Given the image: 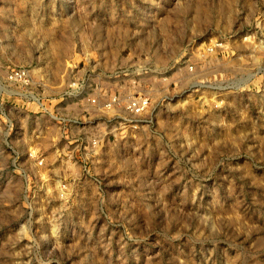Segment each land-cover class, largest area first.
<instances>
[{"label": "rangeland", "instance_id": "374dc122", "mask_svg": "<svg viewBox=\"0 0 264 264\" xmlns=\"http://www.w3.org/2000/svg\"><path fill=\"white\" fill-rule=\"evenodd\" d=\"M139 68L149 123L65 128ZM0 264H264V0H0Z\"/></svg>", "mask_w": 264, "mask_h": 264}, {"label": "built area", "instance_id": "2783aa9c", "mask_svg": "<svg viewBox=\"0 0 264 264\" xmlns=\"http://www.w3.org/2000/svg\"><path fill=\"white\" fill-rule=\"evenodd\" d=\"M213 49L214 47L212 46L207 48L206 51L211 53L214 51ZM188 69L192 72L193 66H189ZM141 71H143L142 68H139L134 72L135 74L131 75L128 88H126V86L115 85L112 91H108L99 86L96 92L91 95L81 89L71 90L66 93L67 101H71L72 104H82V111L87 113V116L84 122L80 121L75 115L68 116L64 119L60 118L62 121H67V127L65 128L70 126L84 127L82 124H92L93 121H96V118H99L101 120L103 119V122H97V124H104L109 128L110 134L113 135L121 131L135 130L143 125V123H149L151 121V114L155 109V105L151 102L153 96L152 89L142 88L141 83L145 82L146 84H151L156 80L153 79V81L149 77L146 78ZM6 80L19 87H28L30 85L31 76L27 68L19 67L8 71ZM155 84L158 86V83ZM157 91L161 92L162 89L159 88ZM160 99L162 100V98ZM92 113H94V115ZM76 139L80 140L81 138ZM76 139L72 141L76 142ZM98 143V136L92 134L90 135L89 141H83V148L86 149V145L96 146ZM79 144L82 145L81 142ZM41 162V160L38 161L39 164Z\"/></svg>", "mask_w": 264, "mask_h": 264}, {"label": "crops", "instance_id": "0c3cea01", "mask_svg": "<svg viewBox=\"0 0 264 264\" xmlns=\"http://www.w3.org/2000/svg\"><path fill=\"white\" fill-rule=\"evenodd\" d=\"M79 104H80V103L76 104V106H77V109H76L77 111H76V112H81V111H82V110L79 108V107H82V104H81L80 106H79Z\"/></svg>", "mask_w": 264, "mask_h": 264}]
</instances>
